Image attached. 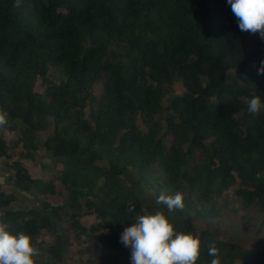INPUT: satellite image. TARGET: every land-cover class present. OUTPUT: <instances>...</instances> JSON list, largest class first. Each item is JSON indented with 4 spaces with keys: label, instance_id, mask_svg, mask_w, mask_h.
Instances as JSON below:
<instances>
[{
    "label": "trees",
    "instance_id": "trees-1",
    "mask_svg": "<svg viewBox=\"0 0 264 264\" xmlns=\"http://www.w3.org/2000/svg\"><path fill=\"white\" fill-rule=\"evenodd\" d=\"M14 3L0 0V107L10 119L0 129V158L14 134L11 145L34 166L8 165L13 185L43 194L57 181L69 190L68 206L84 196L85 213L98 219L88 230L107 231L98 238L108 249L125 250L124 226L162 210L177 231L201 241L196 264H211L212 244L221 264H264V248L198 230L181 210L177 219L164 205H141L120 181L133 170L156 200L199 184L204 202L237 182L236 196L264 214V111L247 110L253 96L264 100V75H257L264 40L239 30L227 0ZM178 82L181 93L172 91ZM44 159L50 167H40ZM14 199L0 189L8 231L33 236L52 227L38 209L5 210Z\"/></svg>",
    "mask_w": 264,
    "mask_h": 264
},
{
    "label": "rangeland",
    "instance_id": "rangeland-1",
    "mask_svg": "<svg viewBox=\"0 0 264 264\" xmlns=\"http://www.w3.org/2000/svg\"><path fill=\"white\" fill-rule=\"evenodd\" d=\"M49 77L55 82H59L62 78L61 75L54 74L52 71L49 72ZM37 89L41 91L39 86ZM99 90L100 87L96 86L95 92ZM172 91L181 93L183 88L178 82ZM172 91L166 94L162 105L166 104ZM136 124L140 131H146L147 125L143 123L140 116L137 117ZM45 131L39 135L51 132V128ZM7 139L9 141L7 157L0 158V189L7 194H12L15 199L5 207V210L16 212L35 208L53 219L50 229H41L36 235L29 236L33 245L39 250L33 257L35 264H131L129 248L125 247L122 251L108 249L98 238L100 234H108L107 231H98L93 234L88 230L90 226L98 222V219L85 213L84 196L75 205L68 206L69 190L57 181L53 193L43 194L36 191L23 193L13 185L8 165L14 161H21L30 169H33L34 165L31 161L22 159L21 154L25 151L21 146L11 145L14 134L8 135ZM98 164L105 166L104 162H98ZM44 165L49 166V161L42 160L40 167ZM120 181L135 192L141 205L156 203L153 193L137 182L133 170L126 171L120 177ZM238 187L236 182L221 194H213L209 202H204L197 198L202 191L201 185L183 183L180 191H177L184 195V208L181 211L188 213L198 230L213 231L219 238L238 242L248 249L264 248V214L258 205L254 203L247 205L236 196L235 191ZM187 205L192 208L189 209ZM55 207L62 209L56 210ZM199 208L205 212L200 213ZM177 210L172 216L180 219L176 213ZM74 222H77V225ZM52 250L55 251L52 252ZM55 253L57 255H54Z\"/></svg>",
    "mask_w": 264,
    "mask_h": 264
},
{
    "label": "clouds",
    "instance_id": "clouds-1",
    "mask_svg": "<svg viewBox=\"0 0 264 264\" xmlns=\"http://www.w3.org/2000/svg\"><path fill=\"white\" fill-rule=\"evenodd\" d=\"M21 0H15L13 7L19 8ZM232 14L236 17L238 28L242 32L259 35L264 40V0H227ZM257 75H264V60ZM248 113L256 117L264 111V100L253 96L248 101ZM9 113L0 107V129L9 126ZM156 204L166 206L169 214L183 210L184 195L161 193ZM134 210L130 204L129 211ZM0 214V264H35L34 256L38 249L31 238L24 233L13 234L9 224ZM120 242L130 249L131 264H196L200 258L201 241L192 233L177 231L170 217L164 211L154 214L138 215L136 222L125 227ZM207 255L212 257L211 264H221L220 250L209 245Z\"/></svg>",
    "mask_w": 264,
    "mask_h": 264
}]
</instances>
